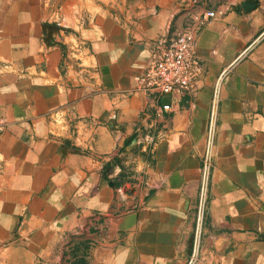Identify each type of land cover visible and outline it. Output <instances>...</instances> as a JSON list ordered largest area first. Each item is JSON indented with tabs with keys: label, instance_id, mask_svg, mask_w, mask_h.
Returning <instances> with one entry per match:
<instances>
[{
	"label": "crops",
	"instance_id": "obj_1",
	"mask_svg": "<svg viewBox=\"0 0 264 264\" xmlns=\"http://www.w3.org/2000/svg\"><path fill=\"white\" fill-rule=\"evenodd\" d=\"M244 1L71 0V30L43 0L4 1L0 264H53L48 245L81 225L98 230L92 264H188L215 85L264 30V0ZM206 10L202 74L164 111L133 79L156 39ZM193 264H264V38L219 86Z\"/></svg>",
	"mask_w": 264,
	"mask_h": 264
},
{
	"label": "built area",
	"instance_id": "obj_2",
	"mask_svg": "<svg viewBox=\"0 0 264 264\" xmlns=\"http://www.w3.org/2000/svg\"><path fill=\"white\" fill-rule=\"evenodd\" d=\"M215 16L212 10L192 14L190 22L172 35L155 40L143 70L134 77L133 89L143 95H157L169 111L174 102L191 94L202 74V65L195 52L196 32Z\"/></svg>",
	"mask_w": 264,
	"mask_h": 264
},
{
	"label": "rangeland",
	"instance_id": "obj_3",
	"mask_svg": "<svg viewBox=\"0 0 264 264\" xmlns=\"http://www.w3.org/2000/svg\"><path fill=\"white\" fill-rule=\"evenodd\" d=\"M5 0H0V10L5 5ZM46 2L43 6L48 8V13L53 11V15L48 17L52 19L49 23L53 28H62L64 30H71L72 26L81 22L71 18L73 9L75 16L82 11L81 4L69 3L71 0H43ZM58 1V2H56ZM66 14L65 20L58 18L55 13L60 10ZM3 11V10H2ZM70 25V26H67ZM0 71L2 66L0 64ZM98 230L91 227V229L83 228L81 225L74 230H68L51 243L49 246V259L53 264H92L94 256L100 251V244L98 239Z\"/></svg>",
	"mask_w": 264,
	"mask_h": 264
},
{
	"label": "water",
	"instance_id": "obj_4",
	"mask_svg": "<svg viewBox=\"0 0 264 264\" xmlns=\"http://www.w3.org/2000/svg\"><path fill=\"white\" fill-rule=\"evenodd\" d=\"M256 3L254 0H246L242 4L244 6L245 10H250L255 7ZM264 38V30L252 41L244 51H242L231 63L230 65L222 71L220 76L217 79L216 85H215V91H214V97H213V105H212V113H211V121H210V128H209V137H208V146L206 151V160L204 165V172H203V180H202V189H201V196H200V203L198 208V215H197V222H196V229H195V236H194V244H193V251H192V257L189 260L188 264H193L194 260L197 256L198 252V245H199V239H200V230H201V224H202V217H203V209H204V197H205V191H206V183H207V174H208V163L210 160V149H211V143H212V137H213V129H214V121H215V113H216V105L218 100V92H219V86L220 83L224 77V75L227 73L229 69H231L239 60H241L258 42H260ZM138 137H135L128 146L123 150L122 153L128 151L133 147V145L136 143ZM115 164V163H114ZM114 164L110 165L114 166ZM110 185H113L112 182H110Z\"/></svg>",
	"mask_w": 264,
	"mask_h": 264
}]
</instances>
